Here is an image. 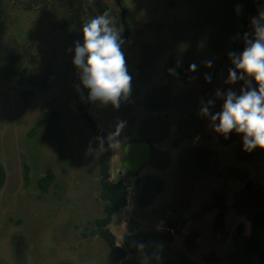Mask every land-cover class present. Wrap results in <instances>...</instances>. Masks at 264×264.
<instances>
[{
    "label": "rangeland",
    "instance_id": "374dc122",
    "mask_svg": "<svg viewBox=\"0 0 264 264\" xmlns=\"http://www.w3.org/2000/svg\"><path fill=\"white\" fill-rule=\"evenodd\" d=\"M255 2L257 15L264 0ZM121 7L130 25L122 50L131 94L119 109L96 102L86 112L107 136L126 122L112 147L111 178L126 182L129 198L109 226L127 252L122 264H261L246 250L240 222L264 209V150L243 151L241 135L225 139L198 114L201 100L221 110L217 90L243 87L226 83L228 53L243 29L241 0H123ZM106 9L121 30L115 0H0V264H19L16 237L26 242L23 264L111 262L90 233L103 216L104 150L77 115L82 85L69 51L83 42V22ZM192 63L196 72L188 71ZM23 69L47 71L45 89L19 83ZM137 141L151 148L138 176L144 195L123 168L126 145ZM48 169L55 179L43 193L38 179ZM252 234L264 249V225Z\"/></svg>",
    "mask_w": 264,
    "mask_h": 264
},
{
    "label": "clouds",
    "instance_id": "9594fccd",
    "mask_svg": "<svg viewBox=\"0 0 264 264\" xmlns=\"http://www.w3.org/2000/svg\"><path fill=\"white\" fill-rule=\"evenodd\" d=\"M239 10L240 6L237 5ZM110 13L111 9H106L83 22V42H74V49L69 51H74L72 63L78 71L80 85L88 90L87 101L119 109L121 102L131 94L132 76L122 50L125 41ZM250 28L251 31L243 36V50L228 53L233 67L228 69L226 83L234 85L237 81H243L239 94L231 88L226 92L217 90L215 96L223 99L221 110L213 113L210 107L215 102L201 100L198 113L209 118L212 130L225 139L233 132L241 135L245 152L257 148L264 150V8L258 9V14L250 18ZM212 63L211 60L204 61L208 68L212 67ZM197 68L198 65L192 63L188 71L196 72ZM168 72L176 74L175 68L168 69ZM211 79L210 74L205 75L207 82H211ZM253 81L256 87L252 86ZM80 85L77 86L78 91ZM125 125V121L118 120L115 130L109 133L107 139L114 141L111 147H119L116 138ZM97 139L103 145L104 137Z\"/></svg>",
    "mask_w": 264,
    "mask_h": 264
},
{
    "label": "trees",
    "instance_id": "16d2710c",
    "mask_svg": "<svg viewBox=\"0 0 264 264\" xmlns=\"http://www.w3.org/2000/svg\"><path fill=\"white\" fill-rule=\"evenodd\" d=\"M123 0H115L116 5L121 10V35L122 39L126 42L130 34V25L126 19L127 11L121 7ZM241 5L244 9V20L242 25V33L239 41L233 44L232 51L237 53L241 52L244 48L243 36L250 30V18L256 16V2L255 0H241ZM25 71V72H24ZM37 74L27 73L26 70L19 74V83L25 79H29L41 89H45L46 83L44 77L47 75L45 70H35ZM253 87H256L253 81ZM88 90L83 89L81 86V98L77 106V115L83 119L91 130L98 136L104 137L103 154L99 160V188H100V200L103 203V216L95 219L93 228L90 230L91 235L99 236L109 248L112 253V259L109 264H122L126 258L127 252L125 249L120 247L116 241L115 235L109 229L112 223L114 215L124 209L128 204L129 198V187L123 180L113 181L111 178V160H112V147L107 139V134L96 126L93 118L86 112V109L91 102L87 101ZM106 149V150H105ZM28 169L26 168V173ZM55 176L53 172L48 169L46 173L38 179V186L41 192L46 193L49 187L52 185ZM5 181V172L0 164V188L3 186ZM26 181L28 182V176L26 175ZM252 184L246 182L245 190L251 192ZM162 187L158 188L157 192H160ZM253 228L264 225V209L257 210L252 214ZM246 250L249 254L254 255L257 261L264 264V249H261L255 241L254 234L246 238ZM26 246L25 239L23 237H16L13 240V249L16 261L19 264H23L24 249Z\"/></svg>",
    "mask_w": 264,
    "mask_h": 264
},
{
    "label": "water",
    "instance_id": "95a60500",
    "mask_svg": "<svg viewBox=\"0 0 264 264\" xmlns=\"http://www.w3.org/2000/svg\"><path fill=\"white\" fill-rule=\"evenodd\" d=\"M151 158V148L145 142H129L125 148V159L123 168L130 177L135 178L137 189L140 188L141 179L138 174L147 165Z\"/></svg>",
    "mask_w": 264,
    "mask_h": 264
},
{
    "label": "crops",
    "instance_id": "0c3cea01",
    "mask_svg": "<svg viewBox=\"0 0 264 264\" xmlns=\"http://www.w3.org/2000/svg\"><path fill=\"white\" fill-rule=\"evenodd\" d=\"M252 214L253 213H251V214L249 213V215L247 216V218L241 219L242 221L240 222V226L241 227H245L244 234H245L246 238L250 236V233L253 230ZM237 234H239L238 231H237Z\"/></svg>",
    "mask_w": 264,
    "mask_h": 264
},
{
    "label": "flooded vegetation",
    "instance_id": "af4514ba",
    "mask_svg": "<svg viewBox=\"0 0 264 264\" xmlns=\"http://www.w3.org/2000/svg\"><path fill=\"white\" fill-rule=\"evenodd\" d=\"M138 176H139V174H138ZM147 188H144L143 186L139 189L140 190V192H141V195L143 194L144 195V190H146Z\"/></svg>",
    "mask_w": 264,
    "mask_h": 264
}]
</instances>
